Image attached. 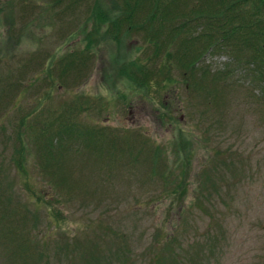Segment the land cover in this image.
Here are the masks:
<instances>
[{"label": "rangeland", "instance_id": "374dc122", "mask_svg": "<svg viewBox=\"0 0 264 264\" xmlns=\"http://www.w3.org/2000/svg\"><path fill=\"white\" fill-rule=\"evenodd\" d=\"M55 1L0 0V183L28 209L48 264H153L165 236H177L173 250L183 264H264V107L251 80L238 67L216 81L200 79L196 92L181 71L131 80L132 72L142 76L145 59L135 61L144 57L143 37L120 28L87 53L88 14L79 2L69 10L70 3ZM73 50L93 60L75 74L79 82L40 81V61ZM206 62L213 71L234 65L224 55ZM73 103L78 129L119 136L115 147L92 139L78 159L67 157L61 174L78 185L56 182V189L39 175L40 152L30 143L24 162H16L21 136L12 129ZM119 147L121 163L103 170ZM164 185L174 189L164 193ZM5 255L0 249V261ZM162 255L166 264H181Z\"/></svg>", "mask_w": 264, "mask_h": 264}, {"label": "trees", "instance_id": "16d2710c", "mask_svg": "<svg viewBox=\"0 0 264 264\" xmlns=\"http://www.w3.org/2000/svg\"><path fill=\"white\" fill-rule=\"evenodd\" d=\"M65 2L70 3L67 6L69 10L78 2L81 3L79 8L88 14L86 21L87 25L91 24V30L84 37L87 41L84 48L87 53L92 45L96 46L119 35L120 28H125L123 33L126 36L137 34L143 37L147 48L146 51L141 49L139 52L144 57H138L135 61L140 64L145 59L143 65H140L142 76L132 72L129 75L131 80L135 78L142 83L144 77L151 78L149 75L153 73H162L171 79L175 71H181L186 88L196 92L201 88V80L207 79L208 75L212 81H216L214 76L225 74L234 67L235 71L238 67L240 73L251 80L252 91L257 94L258 103L264 107V0H56L54 3L60 5ZM1 3L0 15L5 8ZM17 6L20 13L21 5ZM12 11L10 7V17ZM83 54L73 50L56 60L52 53L34 68H39L43 74L40 81L49 79L48 87L55 85V79L59 81L73 78L75 84L80 79L81 73L75 75L81 71L80 67L93 61L91 54ZM214 55H224L234 65L210 70L206 64L207 56ZM37 81L38 78L33 79V82ZM71 106L67 105L60 112L50 113L45 117H32L26 126L23 127V121L12 129V132L17 133V140L21 136L18 140L19 149L15 150L16 162H24L30 143L35 152H40H37L40 156L36 158L40 167L39 175L44 176L48 183L53 182L50 184L56 189L59 188L56 182H62L69 188H76L78 185L79 181L71 178V175L61 174L67 166V157L78 159L79 149L90 145L92 139L96 142L102 138L107 139L102 131L78 129V122L71 110L79 106L76 103ZM118 136L112 134L106 142L115 147L114 141ZM70 141L75 142L78 147L67 148L66 143ZM122 150L124 148L116 150L119 158L114 164L110 160L101 163L103 170L110 171L121 163V158L125 157ZM153 158L158 163L161 159L157 154L153 155L151 161ZM163 170L162 174L167 175L165 164L161 165V171ZM173 189L174 185L169 188L164 185L162 192ZM7 190L0 183V249L8 255L2 256L0 264H48L49 255L40 241L39 233L34 232L35 226L32 225V218L28 217V209L20 201L13 203ZM12 194L15 198L14 193ZM29 219L33 229L27 224ZM164 240V246L157 249L158 253L152 263L166 264L162 254L169 252L175 257L173 262L183 264L184 261L179 260L183 258L181 254L173 250L178 241L177 236H165ZM151 244L153 246L155 242Z\"/></svg>", "mask_w": 264, "mask_h": 264}]
</instances>
